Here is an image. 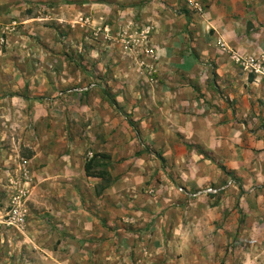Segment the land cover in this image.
<instances>
[{
    "label": "crops",
    "instance_id": "0c3cea01",
    "mask_svg": "<svg viewBox=\"0 0 264 264\" xmlns=\"http://www.w3.org/2000/svg\"><path fill=\"white\" fill-rule=\"evenodd\" d=\"M64 1L57 6L74 4ZM90 1L86 6L95 11L109 7L111 16L131 9L143 29L154 28L144 53L158 58L149 78L158 82L160 95L152 117L142 115V139L139 133L126 138L125 123L120 137L110 139L114 144L102 145L115 164L109 168L111 185L96 196L111 194L112 199L120 182H137L127 185L136 193L134 204L117 209L112 201L105 199L107 206L98 201L99 217L96 209L91 214L83 208L78 188L79 177L92 180L95 193L101 184L85 171L86 155L91 158L94 147L77 136L70 141L60 110L39 140L25 145L1 141L0 186L9 189L8 180L20 166L30 173L25 236L40 248L41 263L264 264V0H205L209 7L203 15L181 16L165 11V0H117L111 6ZM19 2L27 10V0H0V34L21 16ZM11 33L8 41L16 38ZM98 50L92 49L95 58ZM236 54L255 61L257 70L244 67ZM118 60L115 70L123 74L131 59ZM145 71L142 78L147 79ZM129 82L133 85L136 77ZM39 121L37 126L45 123ZM22 146L27 157L18 150ZM228 181L233 186L219 196L187 198L186 192Z\"/></svg>",
    "mask_w": 264,
    "mask_h": 264
},
{
    "label": "rangeland",
    "instance_id": "374dc122",
    "mask_svg": "<svg viewBox=\"0 0 264 264\" xmlns=\"http://www.w3.org/2000/svg\"><path fill=\"white\" fill-rule=\"evenodd\" d=\"M70 1H74V4L68 5L69 8H59L57 4H61L62 0H27V10L19 2L21 16L14 17L11 27L0 34V73L3 75L2 81L0 78V143L4 141L25 145L29 141L39 140L40 135L57 122L56 110H60L64 115L61 119L65 128H68L66 130L70 141L75 136L89 141L94 147L89 149L93 154L91 158L95 154L100 155L95 169L109 171L111 164L115 163L103 158L102 155H108L103 152L107 150L102 145L108 144L116 135L120 137L124 130L121 124L129 125V132L124 134L126 138L137 136L138 133L140 135L142 115H146L144 118L152 117L155 98L160 95L158 82L149 78V74L157 69L154 65L158 58L144 53V48L152 45L154 28L150 24L143 29L135 18L136 14L129 12L131 9H123L121 14L126 13L124 16H111L109 7H99L95 11L86 6L89 0L86 4L82 3L85 0ZM93 1L95 0L90 2ZM97 1H107L111 6L117 0ZM199 2L206 12L209 7L207 1ZM164 3V10L175 16L189 12L196 14L187 8L184 0H165ZM93 16H97L96 21ZM27 18L35 20L24 23ZM8 32H13L11 34L16 35V38L8 41ZM96 48H99L98 58L92 56V49ZM119 58L131 59L128 70L123 74L115 70ZM13 59L15 67H12ZM145 70L147 79L142 78ZM113 77L115 79L111 81ZM135 77L136 82L130 85V79ZM127 82L129 85H126ZM115 83H118L115 88L109 86L116 85ZM129 86L131 87L128 88ZM85 87L88 90L81 91ZM39 120L45 123L37 126L36 121L40 122ZM140 137L142 139L143 135ZM111 142L114 144V141ZM136 145L137 143L131 148L129 160L136 154ZM18 150L23 157L28 156V149L22 146ZM88 155L87 160L90 159ZM132 175L135 177L134 173ZM79 179L82 206L91 214H95L93 211L96 209L98 217L101 214V204L107 206L105 199L107 202L112 201L117 209L124 205L128 207L136 201V193H132L127 186L136 185L134 178L120 182L121 186L112 192V199L107 197L111 194L101 198L100 195L96 196L103 183L96 187L95 193L92 180L85 181L82 177ZM0 183L3 184L4 181ZM0 187V215H4L9 208L8 190L12 191L15 186L10 184L9 189ZM30 187L29 183V191ZM41 196H44L43 192L40 193L39 197ZM198 198L200 197L188 199ZM72 204V200H69V206ZM131 209L132 206L127 212H131ZM26 227L0 228V264H42L41 259L45 260L37 253L40 248H34L32 240L26 238ZM38 230L39 234L42 233L41 227ZM39 238L33 239V242ZM44 243L40 241V245L46 249Z\"/></svg>",
    "mask_w": 264,
    "mask_h": 264
},
{
    "label": "built area",
    "instance_id": "2783aa9c",
    "mask_svg": "<svg viewBox=\"0 0 264 264\" xmlns=\"http://www.w3.org/2000/svg\"><path fill=\"white\" fill-rule=\"evenodd\" d=\"M186 1L187 8L191 11H194L196 14L203 15L204 7L199 2V0H184ZM235 58L240 62L244 67H252V69L257 70L258 66L255 61L252 59H244L239 54L235 55ZM88 88H83L81 91H87ZM10 177V175H8ZM9 179V185L15 186L12 191L9 192V208L4 215H0V228L2 226L24 228L27 224V219L29 216V203L30 202V193L27 187L29 186L30 173L27 172L26 167L20 166L19 172L17 175ZM19 185V186H18ZM233 186L232 181H228L220 186H208L198 191L186 192L187 198L193 199L197 197L204 196H219L228 188ZM184 192L183 189H181Z\"/></svg>",
    "mask_w": 264,
    "mask_h": 264
},
{
    "label": "trees",
    "instance_id": "16d2710c",
    "mask_svg": "<svg viewBox=\"0 0 264 264\" xmlns=\"http://www.w3.org/2000/svg\"><path fill=\"white\" fill-rule=\"evenodd\" d=\"M100 155L95 154L92 158L86 161L85 163V171H86V176L87 177H94V178H99L101 179V184L102 186L100 187V190H98V195H100L104 190H106L112 182V177L110 176V173L108 170H96L95 167L97 165V158ZM103 158L107 161L110 160L109 156L102 155Z\"/></svg>",
    "mask_w": 264,
    "mask_h": 264
}]
</instances>
